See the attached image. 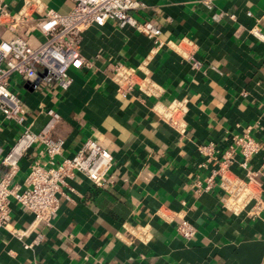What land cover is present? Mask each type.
<instances>
[{"label": "crops", "instance_id": "obj_1", "mask_svg": "<svg viewBox=\"0 0 264 264\" xmlns=\"http://www.w3.org/2000/svg\"><path fill=\"white\" fill-rule=\"evenodd\" d=\"M25 1L7 0L11 11ZM135 1L129 13L159 26L160 45L105 20L80 32L82 64L68 66L67 88L42 73L32 80L10 77L30 129L40 128L45 108L58 112L50 130L63 139L55 161L91 137L109 150L111 163L102 186L80 172L66 178L49 224L11 198L8 224L0 228V264H264V173L259 209L253 212L252 199L232 210L222 203L226 192L217 176L203 188L214 164L197 148L212 142L219 156L231 134L248 128L261 146L249 166L264 153V0H212L211 8L202 0ZM72 4L32 0L25 23L15 30L0 23V40L21 34L37 44L44 37L36 22L45 10L64 13ZM115 62L135 71L126 95L111 78ZM148 81L156 93L145 91ZM173 100L185 105L181 131L161 115ZM18 129L0 115L3 150ZM39 149L34 142L24 153L12 183L25 185L30 162L45 157ZM239 159L235 154L230 170L243 176ZM3 170L0 164V175ZM181 218L194 226L188 238L175 229ZM15 229L25 232L18 236Z\"/></svg>", "mask_w": 264, "mask_h": 264}, {"label": "built area", "instance_id": "obj_2", "mask_svg": "<svg viewBox=\"0 0 264 264\" xmlns=\"http://www.w3.org/2000/svg\"><path fill=\"white\" fill-rule=\"evenodd\" d=\"M31 3L32 0H26L21 9L11 11L7 0H0V23L5 22L9 30H15L26 22ZM202 3L206 8H211L213 4L212 0H202ZM135 5V0H73L67 12L60 13L51 8L45 10L36 22V28L44 37L37 44H31L21 34L0 40V115L19 127L16 138L6 150L0 144V164L4 167L0 175V228L8 224L11 198L30 210L35 221L49 224L58 208L57 193L66 184V178L74 172H80L93 185L102 186L111 163L109 150L91 137L84 139L75 152L55 161L54 156L60 153L63 139L51 136L50 130L59 118L58 112L50 107L45 108V121L37 131L30 129L26 109L17 93L9 87L10 77L17 73L32 80L42 73L54 77L61 88H67L71 81L67 73L68 66L79 67L82 64L77 49L80 32L89 24L101 25L105 20H114L119 26L128 25L147 36L154 46L160 45L159 26L149 19L137 20L129 13V9ZM252 32L259 36L256 29L253 28ZM186 57L192 66L198 65V60L191 53ZM135 76L131 66L120 62L112 64L111 78L121 95L132 90ZM144 89L150 93L157 91L149 81ZM184 112L183 101L173 100L163 107L161 115L171 126L181 131ZM34 142L40 144L39 151L45 157L34 158L30 162L24 186L12 183L21 157ZM197 148L206 156V160L214 164L205 177L203 188L210 187L214 176H217L226 192L222 198L226 207L237 211L253 199V212H256L261 205L258 192L259 178L264 173V153L256 167L249 166L248 159L261 146L248 128L231 134L219 156L214 154L212 142L199 144ZM235 154L240 156L238 165L244 171L243 176L230 170ZM175 229L185 238L194 233V226L184 218L176 223ZM14 231L18 236L25 232L18 229Z\"/></svg>", "mask_w": 264, "mask_h": 264}]
</instances>
